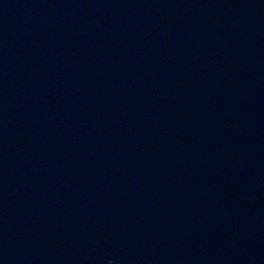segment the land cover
<instances>
[{
    "label": "water",
    "instance_id": "obj_1",
    "mask_svg": "<svg viewBox=\"0 0 264 264\" xmlns=\"http://www.w3.org/2000/svg\"><path fill=\"white\" fill-rule=\"evenodd\" d=\"M0 264H264V0H0Z\"/></svg>",
    "mask_w": 264,
    "mask_h": 264
}]
</instances>
